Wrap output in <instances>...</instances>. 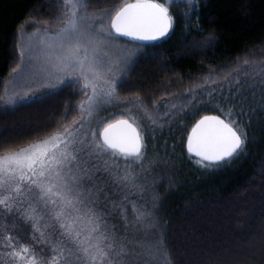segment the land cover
Wrapping results in <instances>:
<instances>
[{
    "label": "trees",
    "instance_id": "16d2710c",
    "mask_svg": "<svg viewBox=\"0 0 264 264\" xmlns=\"http://www.w3.org/2000/svg\"><path fill=\"white\" fill-rule=\"evenodd\" d=\"M131 1L86 0V10L113 12ZM64 7L61 0H0V154L79 113L75 82L14 105L6 100L20 31L56 22ZM170 12L173 27L158 41L117 35L140 51L116 79L120 105L94 120L104 115L101 128L134 117L146 148L138 162L80 153L78 162L91 175L81 182L84 202L103 218L116 250L123 248L118 264H264V0L178 1ZM229 109L246 133L242 151L211 166L197 164L186 148L191 128L204 115L225 119ZM151 235L160 252L147 251ZM19 240L47 253L31 232ZM137 241L146 243L144 257L135 255ZM0 260L10 264L6 256Z\"/></svg>",
    "mask_w": 264,
    "mask_h": 264
},
{
    "label": "snow or ice",
    "instance_id": "6c2138e0",
    "mask_svg": "<svg viewBox=\"0 0 264 264\" xmlns=\"http://www.w3.org/2000/svg\"><path fill=\"white\" fill-rule=\"evenodd\" d=\"M61 4L66 6L57 20L62 27L55 35L42 37L37 48L43 51L49 87L80 84L86 99L78 110L91 116L96 107L116 95L115 76L103 51L104 39L113 30L137 41L167 37L174 23L170 8L178 6V0L125 2L107 14V24L102 15L95 28L84 14L89 6L86 0H61ZM30 58L40 60L39 55ZM230 117L231 109L225 119L205 116L191 129L187 150L199 157L197 164L211 166L242 151L246 133ZM83 120L82 116L73 121L74 126L79 125L74 130L62 125V132L0 156V219L19 213L16 218L29 223L31 239L47 248V253L43 247L37 252L20 243L19 232L16 237L5 234L0 248L8 251L0 253V257L6 256L10 264H118L117 257L124 254L122 247L116 250V238L102 230L103 218L84 202L81 182L85 177L91 179V175L81 167L78 155H119L138 162L144 158V136L133 117L131 122L125 119L108 123L99 142L86 143L81 138ZM91 135L95 137L96 133ZM93 167L99 170V166ZM148 243V252H160L158 240ZM0 264L4 261L0 260Z\"/></svg>",
    "mask_w": 264,
    "mask_h": 264
},
{
    "label": "rangeland",
    "instance_id": "374dc122",
    "mask_svg": "<svg viewBox=\"0 0 264 264\" xmlns=\"http://www.w3.org/2000/svg\"><path fill=\"white\" fill-rule=\"evenodd\" d=\"M178 1H184L187 5H192L195 0H191L190 3L188 2V0ZM160 2H163V0H160ZM108 13H111V11L99 10L97 12H87L86 9L84 10L85 16L89 18V21L92 23L94 28L100 24V17L102 15L104 17V23L107 24ZM60 27H62V24L56 21L52 22L51 24H32L31 26L26 27L20 31L19 45L17 49L18 58L17 62L15 63L16 66L14 67L10 81L8 82L6 87V100L8 102L14 105L17 102L23 101L25 99L27 100L30 97H41L44 95V93H49L51 91L53 92V90L61 86V84H58L56 88L49 87L50 77L44 72L45 65L43 63V51L38 50L37 48V44L39 43V40L42 37L55 35L56 30ZM45 29H47V32H45ZM42 47L43 46H41V49ZM103 51L107 53V59L111 63L112 72L115 76L116 81L120 74L122 75L125 73L128 68V63L130 66V63L135 58V52L140 51V49L137 46L122 40L113 31L112 35H109L104 39ZM21 53H23V55H21ZM37 55L40 56V60L30 58L35 57ZM73 75L75 79V74ZM79 86L81 88L80 84ZM85 99L86 97L82 93L81 100H79L80 104L84 103ZM119 105L120 101L115 95V97L112 98L110 102L104 103L96 107L91 116H87L85 113L79 111V113L76 114L74 117L72 116L69 120H64L60 122L59 125L54 127L51 131L47 132L46 134H43L42 136L37 137V139H34L21 146L12 148L3 154H0V156L27 147L28 145H31L38 141H42L46 138L51 137L57 132H62V125L74 130V128H78L79 125L77 124L74 126L73 121L81 120L82 116L84 117V120L81 122L84 123V128L82 129L83 136L81 138L85 139L89 135L92 136V133H96L97 135L98 132V137L100 139V133L103 127L99 128V126L104 120L103 119L101 121L102 117H104V115L107 114L109 110L118 107ZM102 114L104 115L101 117V119L99 121H96V117ZM106 117H111V115L109 114ZM95 118L96 120H94ZM94 139L96 142H99L97 136L94 137ZM18 216L19 213H16L15 215L9 214L6 217L0 219V225H3V227H0V237H3V235L5 234L16 237L17 232H19V238H26V236H28V232H30V228L28 226L29 223L17 219L16 217ZM13 223H15V227H13ZM150 238L151 240H157V238L155 239L154 235H151ZM143 244L146 243L139 242L138 245L135 246V255L140 254L139 257H141L142 255L144 257L146 247L144 248ZM156 262L157 260L154 261V264Z\"/></svg>",
    "mask_w": 264,
    "mask_h": 264
},
{
    "label": "water",
    "instance_id": "95a60500",
    "mask_svg": "<svg viewBox=\"0 0 264 264\" xmlns=\"http://www.w3.org/2000/svg\"><path fill=\"white\" fill-rule=\"evenodd\" d=\"M132 2H135V1H131V2H129V3H132ZM116 35H118V34H116ZM119 37H121V38H124V39H126V40H129V41H133V42H138V43H152V42H155V41H137V40H132L131 38H129V37H125V36H120V35H118ZM162 39V38H161ZM205 116H219L221 119H224L222 116H220V115H217V114H208V115H204V116H202L200 119H198L197 121H196V123L198 122V121H200L203 117H205ZM125 119H127V118H120V119H117V120H125ZM117 120H115V121H113V122H111V123H115ZM127 120H129V119H127ZM129 122H131L130 120H129ZM196 123L193 125V127L196 125ZM107 126V125H106ZM192 127V128H193ZM191 128V129H192ZM101 132H102V130H101ZM191 135V130H190V132H189V135H188V137ZM187 137V138H188ZM100 139H102V137L100 136ZM186 148H187V142H186ZM187 152H188V150H187ZM189 153V152H188ZM191 156H194V157H196L193 153H189ZM197 158H199V157H197Z\"/></svg>",
    "mask_w": 264,
    "mask_h": 264
}]
</instances>
